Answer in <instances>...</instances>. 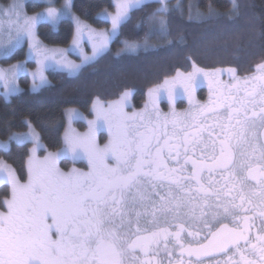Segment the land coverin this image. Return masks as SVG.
Masks as SVG:
<instances>
[{
    "label": "snow or ice",
    "instance_id": "snow-or-ice-1",
    "mask_svg": "<svg viewBox=\"0 0 264 264\" xmlns=\"http://www.w3.org/2000/svg\"><path fill=\"white\" fill-rule=\"evenodd\" d=\"M39 2L48 6L31 15L23 0L0 6V58L28 44L23 61L0 67L5 99L21 91L16 79L28 71L27 61L37 65L29 73L33 92L49 84L48 68L79 73L109 51L132 13L148 3L158 7L140 21L147 28L143 43L123 40L116 55L153 48L147 37L163 39L170 31L165 0H113L115 11L102 13L111 27L102 30L73 13V0L60 7L52 0ZM236 8L233 0L231 11ZM67 17L75 24L71 45L45 46L38 25L55 30ZM85 40L91 55L84 53ZM77 50L80 63L68 60L66 54ZM225 72L231 83L221 81ZM205 82L209 98L201 104L195 92ZM131 94L125 90L106 105L95 100L87 131L69 126L57 151H47L27 118V131L9 130L0 141L4 150L10 142L33 145L24 183L0 159V183L11 187V199L4 201L8 210L0 212V264H164L161 253L167 254V264H202L233 249L224 264H264V231L256 232L254 242L252 235L256 219L264 226V61L244 77L235 68L205 71L193 64L191 72L177 70L148 89L142 110L129 114ZM179 95L193 107L162 114L158 102L167 96L173 104ZM68 115L70 122L86 119L75 110ZM104 129L109 138L101 145L97 133ZM38 149L47 151L43 159ZM62 157L86 160L88 171H61ZM229 218L232 227L221 223Z\"/></svg>",
    "mask_w": 264,
    "mask_h": 264
},
{
    "label": "trees",
    "instance_id": "trees-1",
    "mask_svg": "<svg viewBox=\"0 0 264 264\" xmlns=\"http://www.w3.org/2000/svg\"><path fill=\"white\" fill-rule=\"evenodd\" d=\"M235 4L236 10L231 11L232 0H194L195 8L214 9L220 14L195 21L186 18L185 14L169 13V35L163 39L149 36L158 43V48L117 56L123 40L140 42L145 39L147 28L142 27L140 21L157 8L158 3L151 2L134 11L119 37L111 42L109 51L76 75L48 71L49 85L39 91L25 88L9 99L0 94V139L6 140L9 130L25 131L24 120L27 118L40 134L45 148L58 150L63 144L67 108L75 107L90 115L94 99L111 100L125 90H131L132 106L141 107L149 87L163 82L165 77L174 76L177 70L189 72L193 64L208 70L235 68L240 77L254 73L255 66L264 61V0H236ZM73 5L74 13L84 22L98 28L108 27L109 23L100 19L98 13L113 9L112 0H73ZM42 7V3H27V10L31 13ZM73 33L74 25L70 19L61 20L55 30L47 24L38 25L37 29L43 43L55 46L69 44ZM23 59L25 46L2 62ZM19 78L24 86L30 82L26 74ZM79 125L82 129L85 127L83 123ZM104 139L101 134L100 142ZM29 145L18 146L11 142L9 149H0V159L11 165L21 180L27 175ZM69 165L70 160L62 159V167L68 168ZM8 196V184H1L0 209H4V200Z\"/></svg>",
    "mask_w": 264,
    "mask_h": 264
},
{
    "label": "rangeland",
    "instance_id": "rangeland-1",
    "mask_svg": "<svg viewBox=\"0 0 264 264\" xmlns=\"http://www.w3.org/2000/svg\"><path fill=\"white\" fill-rule=\"evenodd\" d=\"M12 2V0H9L8 2H3L2 0H0V6H6V5H8V4H10ZM23 2H24V4L26 5V8H25V10L27 11V13L29 14V15H31V14H34L35 12H37V11H34V12H28V10H27V3H29V2H37V3H40L39 2V0H23ZM112 2H113V0H112ZM165 2H166V4H167V7H168V12H167V14L166 15H168L169 13H172V12H178V13H180V14H185V17L186 18H189V19H192V20H195V21H202V20H206V19H208V18H212V17H216L217 16V14L219 15L220 14V12H218V11H216V10H214V9H209L208 11H203V10H200V9H198V8H195L194 6V0H165ZM232 2H233V0H232ZM235 2H236V0H235ZM64 3V0H61V2H58L57 0H52V6H55V7H60L62 4ZM43 4V3H42ZM48 5H46V4H43V7L41 8V9H39L38 11H40V10H42L44 7H47ZM158 7V6H157ZM105 10V9H104ZM104 10H102V11H100L99 13H98V17L100 18V19H102V20H104V21H106L105 19H104V17H103V15H102V13H103V11ZM107 11H109V12H114L115 11V8L113 7V9H106ZM72 11H73V9H72ZM210 12H212V13H215V14H213V15H210ZM73 13H74V11H73ZM76 15V14H75ZM63 19H70L71 21H72V19H71V17H67V18H63ZM62 19V20H63ZM81 20V19H80ZM81 21H83V20H81ZM73 22V21H72ZM84 22V21H83ZM106 22H108V21H106ZM60 23V22H59ZM84 23H86V22H84ZM109 23V25H108V27H106V28H98V27H94V26H92V25H89L88 23H86L87 25H89V26H91L92 28H94V29H97V30H102V29H109L110 27H111V25H110V22H108ZM59 25V24H58ZM57 25V26H58ZM73 25H74V32H75V24H74V22H73ZM57 28V27H56ZM38 35V34H37ZM73 35H74V33H73ZM38 38H39V36H38ZM73 38V37H72ZM40 39V38H39ZM147 40H148V43L150 44V45H153L154 47L153 48H149L148 50H152V49H156V48H158L159 47V45H158V43L157 42H155L152 38H150V37H147ZM41 41V40H40ZM143 41L144 40H142V41H140L141 43H143ZM42 42V41H41ZM71 42H72V39H71V41L69 42V44H67V45H65V46H60V45H56V46H58V47H62V48H68L70 45H71ZM43 43V42H42ZM45 46H49V47H53V46H55V45H50V44H45V43H43ZM110 45H111V43L109 44V48H110ZM25 46V53L27 52V50H28V44H27V42H24L19 48H21V47H24ZM123 47V44L121 45V47L119 48V49H121ZM18 48V49H19ZM118 49V50H119ZM83 50H84V53H86V54H88V55H91V52H92V48H91V45L90 44H88L87 43V41L85 40L84 42H83ZM117 50V51H118ZM142 51H147V50H144L143 48L142 49H140L137 53H139V52H142ZM14 53V52H13ZM12 53V54H13ZM137 53H135V54H137ZM121 54H125V53H121ZM120 54V55H121ZM67 59L68 60H71V61H73V62H75V63H80V60H81V55H80V52H79V50H77V51H75V52H73V51H69L67 54ZM9 58V57H8ZM99 58V57H98ZM97 58V59H98ZM3 59H7V58H0V67H2V68H7V67H9L10 65H12V64H15V63H17L18 61H23V60H18V61H8V62H2V60ZM96 59V60H97ZM95 60V61H96ZM31 61V63H28V62H30ZM30 61H27L26 63H25V68L28 70L27 72H24V73H20L18 76H17V79H16V84L19 86V88L21 89V91H23L25 88H27V89H29V91H32V77H31V75H29V73L31 72V71H34L35 69H36V67H37V65H36V62H35V60H30ZM90 64V63H89ZM86 65H88V64H86ZM85 65V66H86ZM197 66V65H196ZM197 67H199V66H197ZM199 68H201V69H203V70H205V71H212V70H215V69H228V68H222V67H217V68H215V69H205V68H202V67H199ZM193 70V67H192V69L189 71V72H191ZM48 71H61V72H65V73H67L68 75H69V73H68V71L67 70H62V69H60V68H58V67H52V68H48V69H46L45 70V72H44V74H45V76L47 77V79H48V75H47V73H48ZM182 73H188V72H182ZM23 74H26V75H28L29 76V78H30V82H29V84L27 85V86H24L22 83H21V81H20V78H19V76L20 75H23ZM253 74V73H252ZM76 75V74H75ZM176 75V74H175ZM174 75V76H175ZM251 75V74H250ZM70 76H74V75H70ZM247 76V75H246ZM222 77H225V78H231V74L230 73H227V72H225V73H223L221 76H220V79L222 78ZM240 77V76H239ZM244 77V76H243ZM48 81H49V79H48ZM161 83H163V82H161ZM161 83H158V84H161ZM206 83V82H205ZM49 85V84H48ZM47 85V86H48ZM157 85V84H156ZM153 86H155V85H153ZM153 86H151V87H153ZM46 87V86H45ZM151 87H149V88H151ZM44 88V87H43ZM148 88V89H149ZM42 89V88H41ZM41 89H39V90H41ZM148 89H147V91H146V100H145V102L147 101V99H148V96H147V93H148ZM38 90V91H39ZM20 91V92H21ZM19 92V93H20ZM33 92V91H32ZM36 92V91H35ZM0 94L3 96V86H2V84H0ZM17 94V93H16ZM12 95H14V94H12ZM12 95H10L7 99H9ZM121 95V94H120ZM120 95H118V97H116V98H114V99H111V100H107V101H102V100H100L101 102H103V103H105V105L107 104V102H109V101H115V100H118L119 98H120ZM179 96H182V95H179ZM179 96H177V97H179ZM184 96H186V95H184ZM4 97V96H3ZM176 97V98H177ZM187 97V96H186ZM5 98V97H4ZM188 98V97H187ZM95 100H97V99H94L93 101H92V104H91V107H90V115H88V114H86V113H84V112H82V111H80L79 109H77V108H75V107H70V108H67L66 110H65V113H64V118H65V127H64V130H63V135H64V133H65V131L69 128V126L71 127V128H73V129H75L77 132H85V131H87V128H88V125H87V120L88 119H93L94 118V112L92 111V105H93V102L95 101ZM99 100V99H98ZM145 102L142 104V106L141 107H138V108H136V107H134V106H132V104H131V101H130V98H129V101H128V105L126 106V108H125V111L127 112V113H129V114H131L132 112H134V111H140V110H142L143 108H144V105H145ZM69 110H75V111H78L79 113H82L83 114V116L84 117H86V119H79V120H77V119H73L71 122L69 121V115H68V113H69ZM159 110H160V112L162 113V114H166L167 112H168V110H166L165 108H163V107H159ZM80 123H83L84 125H85V127L82 129V128H80ZM106 130V129H105ZM25 131H27V129L25 130ZM101 132H105L104 130H102ZM101 132H98L97 133V141H98V143H100L101 145H103L104 143H106L107 142V140H108V134L106 135V138L104 139V141L103 142H100V136H101ZM106 133V132H105ZM0 141H4V140H1L0 139ZM41 143L43 144V142L41 141ZM29 149L30 148H32V143L31 142H29ZM10 145H11V142H10V144H9V147H10ZM44 145V144H43ZM47 151H50V150H47ZM47 151H45L44 149H38L37 150V153H36V155H37V157L38 158H40V159H43L46 155H47ZM53 151H57V150H53ZM30 154V153H29ZM29 156V155H28ZM28 159V158H27ZM62 159H68V160H70L71 161V164L69 165V167L68 168H64V167H62L61 166V161H62ZM80 161V160H79ZM82 161H85V160H82ZM7 163V162H6ZM88 165V164H87ZM57 166L60 168V170L61 171H63V172H68L70 169H72V168H76V169H79V170H82V168L79 166V165H77L76 164V161L74 162L72 159H71V157H62L60 160H58L57 161ZM82 171H88V169H86V170H82ZM17 175V174H16ZM17 177H18V175H17ZM19 178V177H18ZM27 178H28V169H27V175H26V178L24 179V180H21L20 179V181H21V183H24V182H26L27 181ZM1 184H7V183H0V185ZM9 186V196L8 197H6L5 198V200H8V199H11V187H10V185H8ZM4 200V201H5ZM7 205L4 203V209H0V212H7Z\"/></svg>",
    "mask_w": 264,
    "mask_h": 264
},
{
    "label": "flooded vegetation",
    "instance_id": "flooded-vegetation-1",
    "mask_svg": "<svg viewBox=\"0 0 264 264\" xmlns=\"http://www.w3.org/2000/svg\"><path fill=\"white\" fill-rule=\"evenodd\" d=\"M221 81H223L224 83H231L232 79L231 78H225L222 77ZM209 98V87L207 83L202 84L200 87H198L196 89L195 92V100L201 104L206 103L208 101ZM158 107H163L166 110H168V113H170L172 111V109L174 108L176 112H185L187 110H190V108H192L193 106L189 104V100L186 96L182 95L179 96L175 99V102L173 104H170L167 96H164L159 102H158ZM104 131L106 132H101L100 134L104 135V138H106V135L108 134L107 130L104 129ZM205 137H207V133H205ZM110 163H112V161H110ZM71 164V161H70ZM76 164L79 165L82 170H86L88 169V163L87 161H82V160H77ZM188 172H191V166H188ZM218 178V177H217ZM207 179V177L205 176V180ZM254 183V182H253ZM51 222V221H49ZM221 223H226L228 224L230 227H232V222H231V218L227 219V220H221ZM255 224H256V229L253 231V242L255 241V234L257 231H264V226H262V221L261 219H256L255 220ZM216 227H219V224L216 225ZM175 230V229H173ZM186 235V234H185ZM53 238H55V236H53ZM243 246V245H242ZM232 251H235L234 249ZM232 251L228 252V253H224V254H219V255H215L209 258H205L202 262V264H216L217 261L220 262V264H224L225 261H227L228 257L232 255ZM236 259H238V255L235 257ZM160 259L163 260L164 264H167V254L166 253H161V257ZM174 259L179 260L180 256H179V252L177 250V252L174 253ZM185 259H187V257H185Z\"/></svg>",
    "mask_w": 264,
    "mask_h": 264
}]
</instances>
